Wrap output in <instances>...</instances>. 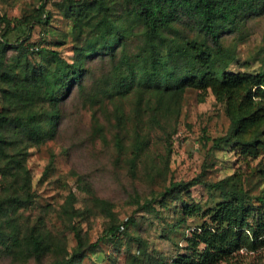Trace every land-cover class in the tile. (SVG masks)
I'll list each match as a JSON object with an SVG mask.
<instances>
[{"label":"trees","instance_id":"trees-1","mask_svg":"<svg viewBox=\"0 0 264 264\" xmlns=\"http://www.w3.org/2000/svg\"><path fill=\"white\" fill-rule=\"evenodd\" d=\"M62 1L76 40H82L75 46L74 61L46 47L40 50V63L28 58L29 34L37 24L50 25L48 0L20 17L0 15V250L17 261L34 258L37 264H80L88 249L107 239L115 244L124 241L129 249L138 243L142 253L137 261L144 264H220L231 262L244 250L263 248L264 194H252L230 176L212 182L194 177L171 181L153 197L136 199L138 210L156 211L160 221L166 220L165 236L175 246L168 253L132 232L138 223L134 215L122 219L109 200L94 195L95 207L108 218L100 240L91 242L83 227L71 221L67 229L75 233L74 251L70 256L60 255L61 251L47 260L53 249L63 248V237H54L46 220L41 223L25 213L37 199L29 150L55 137L64 96L83 84L90 56H108L115 62L107 78V82L114 80L111 96L137 84L153 87L158 112L166 115L176 111L187 89H197L199 94L212 90L226 102L231 120L227 134L214 138V144L224 141L246 154L260 151L264 155V68L231 70L235 54L223 41L225 32L262 13L264 0ZM11 50L21 51L16 61L10 58ZM124 136L116 134L120 151ZM148 144V137L136 130L129 157L133 173ZM199 183L219 191L221 199L214 206L203 207L191 197ZM74 198L70 194L64 208L71 219L81 214ZM173 203L175 216L169 222L163 208L170 210ZM195 216L200 222L189 225V218Z\"/></svg>","mask_w":264,"mask_h":264},{"label":"rangeland","instance_id":"rangeland-1","mask_svg":"<svg viewBox=\"0 0 264 264\" xmlns=\"http://www.w3.org/2000/svg\"><path fill=\"white\" fill-rule=\"evenodd\" d=\"M40 2L0 0V15L20 17ZM62 2L48 0L47 8L52 14L50 25L37 24L25 43L29 47L28 58L37 64L43 61L40 50L44 47L59 51L63 59L74 61L76 58L75 46L82 40H76ZM1 29L3 25L0 24ZM223 41L235 54L231 70H263L264 11L225 32ZM9 54L16 61L21 51L11 50ZM91 58L86 59L88 74L83 84L76 85L64 96L62 118L55 137L29 150L28 165L37 199L25 213L41 223L46 220L52 235L63 237V248L53 249L47 260L63 254L70 256L74 251L75 233L67 229L71 221L83 227V233H87L91 242L100 240L108 218L95 207L94 195L109 200L120 218L134 215L138 223L132 232L142 234L151 247L168 253L175 246L165 236L166 220L160 221L156 211L138 210L136 199L153 197L171 181L194 177L212 182L230 176L241 181L252 194H264L263 153L246 154L224 141L218 146L214 144V138L227 134L231 120L226 102L212 90L201 95L197 89H187L181 103L175 105L176 111L166 115L161 110L158 112L157 98L151 94L153 87L137 84L120 94L116 90L115 97L111 96L114 80L107 82V78L115 62L108 56ZM46 61L52 63L51 58ZM120 123L124 126L123 132H120ZM138 129L148 137L149 144L133 173L129 157ZM117 133L125 135L121 151L115 143ZM72 193L75 207L81 210L80 216L73 219L64 212ZM191 197L203 207L214 206L221 199L219 191L203 183L192 188ZM173 206L175 203L170 210L163 208V216L169 222L175 216ZM200 220L199 216L191 217L188 224L195 225ZM141 253L136 242L129 249L124 241L115 244L105 239L88 249L80 264H144L137 261ZM0 264H37V261L34 258L17 261L0 250ZM220 264H264V247L256 251L244 250L231 262Z\"/></svg>","mask_w":264,"mask_h":264}]
</instances>
